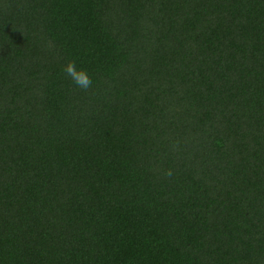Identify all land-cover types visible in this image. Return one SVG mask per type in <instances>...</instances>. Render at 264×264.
Listing matches in <instances>:
<instances>
[{
	"label": "trees",
	"instance_id": "obj_1",
	"mask_svg": "<svg viewBox=\"0 0 264 264\" xmlns=\"http://www.w3.org/2000/svg\"><path fill=\"white\" fill-rule=\"evenodd\" d=\"M0 264H264V0H0Z\"/></svg>",
	"mask_w": 264,
	"mask_h": 264
},
{
	"label": "clouds",
	"instance_id": "obj_2",
	"mask_svg": "<svg viewBox=\"0 0 264 264\" xmlns=\"http://www.w3.org/2000/svg\"><path fill=\"white\" fill-rule=\"evenodd\" d=\"M63 71L76 87L82 90H88L93 86V80L89 72L82 68L78 69L74 61L67 63ZM168 174L171 175V172Z\"/></svg>",
	"mask_w": 264,
	"mask_h": 264
}]
</instances>
